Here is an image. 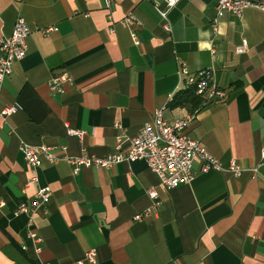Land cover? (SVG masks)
Returning <instances> with one entry per match:
<instances>
[{"label": "crops", "instance_id": "obj_1", "mask_svg": "<svg viewBox=\"0 0 264 264\" xmlns=\"http://www.w3.org/2000/svg\"><path fill=\"white\" fill-rule=\"evenodd\" d=\"M157 4L166 5L113 0L109 11L105 0H0V35L19 16L33 30L0 95V109L17 106L6 119L0 113V264H77L92 248L97 262L84 264H264V10L226 11L215 26L217 0H180L166 18ZM130 12L141 23H123ZM182 65L212 69L225 97L178 103L190 86ZM62 71L73 77L63 92L50 86ZM159 108L169 121L195 113L188 134L226 165L236 159L242 174L203 172L197 160L192 181L168 188L143 159L78 173L65 159H44L35 171L21 148L104 156L115 150L116 123L134 135ZM46 184L48 211L29 223L15 211ZM149 187L159 192L155 208Z\"/></svg>", "mask_w": 264, "mask_h": 264}, {"label": "built area", "instance_id": "obj_2", "mask_svg": "<svg viewBox=\"0 0 264 264\" xmlns=\"http://www.w3.org/2000/svg\"><path fill=\"white\" fill-rule=\"evenodd\" d=\"M166 5L157 7L161 14L166 18L169 10L174 7L180 0H164ZM113 0H105L106 8L111 11ZM248 7H255L264 10V0H217V15L214 18V25H217L218 19L229 11L235 15H242ZM122 22L129 24L132 22L141 23L133 13H128ZM55 29L54 25L49 27H39L42 33H49ZM33 32L24 16H19L14 28L9 35H0V95L5 78L11 75L14 71L16 61L23 58L28 51V37ZM136 43L140 40L136 32H132ZM246 47V42L237 46L238 51H243ZM181 75L186 78V83L195 88L197 94L201 95L204 103L215 99L223 98L226 95V90L218 85L213 79L212 69L202 68L195 73H191L189 69L182 65ZM73 82V77L68 71H62L59 74L53 75L50 81V86L53 90L64 91L65 83ZM17 110L16 105H7L0 109V113L6 119ZM163 108L156 110L154 117L143 123L138 133L130 135L123 124L118 122L117 127L119 132L116 136L115 150L110 151L104 156L95 154L70 155L67 153L68 146L62 145V154H57L53 147L48 144L33 145L23 142L21 145L25 153V157L30 166L36 171L43 163L44 159L50 162H57L61 159L67 160L73 168L74 173H78L83 166H110L118 161H135L143 159L147 162L150 168L158 175L160 182L170 188L175 187L180 183H188L195 178L196 161L200 162V170L209 172L231 171L236 176H239L244 171L245 167L236 159L226 165L222 160L213 155L199 140L190 136L187 132L189 122L195 117V113H190L184 117H179L174 121L167 120L163 115ZM69 134H76L83 137L85 131L74 127L68 128ZM264 157V152H263ZM258 165L252 170L256 175ZM33 181H38L37 173L32 176ZM148 194L155 199V206L160 203L158 200L159 192L155 187H149ZM52 196V187L49 184L40 185L37 190L36 198L31 202H25L19 205L15 213L25 212L29 216V223L34 221V214L38 210L48 211V202ZM5 201L0 200V206L4 205ZM142 214L136 215L140 219ZM30 236L34 240H39L38 233L35 230L30 231ZM41 247H37L39 251ZM85 260L96 263L97 249L92 248L85 253L84 259L77 261V264H84ZM42 264H51L50 262H42Z\"/></svg>", "mask_w": 264, "mask_h": 264}, {"label": "trees", "instance_id": "obj_3", "mask_svg": "<svg viewBox=\"0 0 264 264\" xmlns=\"http://www.w3.org/2000/svg\"><path fill=\"white\" fill-rule=\"evenodd\" d=\"M179 97H181L182 100L177 101L178 103L182 102L184 104H187L190 101L194 103L196 102L197 106L203 100L202 96L196 93L193 86H189L187 89L183 90Z\"/></svg>", "mask_w": 264, "mask_h": 264}]
</instances>
